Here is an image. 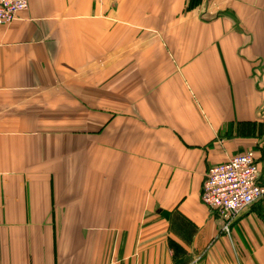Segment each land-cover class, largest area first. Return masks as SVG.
I'll use <instances>...</instances> for the list:
<instances>
[{"label": "crops", "instance_id": "crops-1", "mask_svg": "<svg viewBox=\"0 0 264 264\" xmlns=\"http://www.w3.org/2000/svg\"><path fill=\"white\" fill-rule=\"evenodd\" d=\"M186 1L0 25V264H264V198L228 231L200 199L247 150L264 182V0Z\"/></svg>", "mask_w": 264, "mask_h": 264}, {"label": "built area", "instance_id": "built-area-1", "mask_svg": "<svg viewBox=\"0 0 264 264\" xmlns=\"http://www.w3.org/2000/svg\"><path fill=\"white\" fill-rule=\"evenodd\" d=\"M28 8V0H0V25L12 22ZM259 165L252 150L240 152L210 167L202 184L200 199L219 214L224 230L244 209L264 197Z\"/></svg>", "mask_w": 264, "mask_h": 264}, {"label": "rangeland", "instance_id": "rangeland-1", "mask_svg": "<svg viewBox=\"0 0 264 264\" xmlns=\"http://www.w3.org/2000/svg\"><path fill=\"white\" fill-rule=\"evenodd\" d=\"M200 2V1H199ZM200 4V3H199ZM198 4V5H199ZM202 17H204L205 18V15L204 14H202ZM205 19H207V18H205ZM110 79H108V81H109ZM112 80V79H111ZM116 79H113V82L115 81ZM95 88H97V95L99 94L98 92H99V89L101 88V90H102V88H103V78H99V79H97L96 80V86H95ZM118 112L119 111H116V110H112L111 111V113H112V115L114 116V115H116V116H118ZM258 165H259V162H258ZM261 171V169H260V165H259V172ZM262 184H264V182H261ZM264 198V197H263Z\"/></svg>", "mask_w": 264, "mask_h": 264}, {"label": "trees", "instance_id": "trees-1", "mask_svg": "<svg viewBox=\"0 0 264 264\" xmlns=\"http://www.w3.org/2000/svg\"><path fill=\"white\" fill-rule=\"evenodd\" d=\"M200 0H187L186 1V8L192 7L197 4Z\"/></svg>", "mask_w": 264, "mask_h": 264}]
</instances>
